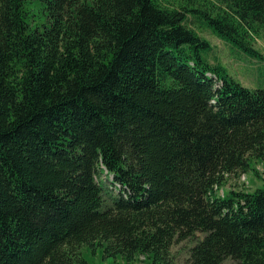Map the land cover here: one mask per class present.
Masks as SVG:
<instances>
[{
	"label": "trees",
	"instance_id": "obj_1",
	"mask_svg": "<svg viewBox=\"0 0 264 264\" xmlns=\"http://www.w3.org/2000/svg\"><path fill=\"white\" fill-rule=\"evenodd\" d=\"M32 1L0 0V264H172L196 233L184 264H264V183L217 193L264 166V83L196 31L264 63V0H38L41 30Z\"/></svg>",
	"mask_w": 264,
	"mask_h": 264
},
{
	"label": "rangeland",
	"instance_id": "obj_2",
	"mask_svg": "<svg viewBox=\"0 0 264 264\" xmlns=\"http://www.w3.org/2000/svg\"><path fill=\"white\" fill-rule=\"evenodd\" d=\"M24 8L32 16L30 18V26L38 30L47 26V19L40 1H32L30 4L24 5ZM196 31L211 46L210 63L218 62L226 69L227 74L233 80L246 88L260 87V84L264 83V63L248 59L235 52L204 29ZM253 47L264 56V38L254 39ZM249 166L251 170L245 174H240L238 177L229 176L225 186L217 190L218 195L222 197L227 191L252 192L255 189L262 188L264 183L263 164L253 159L249 162ZM253 169L256 173L252 172ZM200 237L201 235L196 233L193 239L184 240L173 245L169 254L170 262L172 264H184L187 258V250ZM78 258L79 262L77 264H123L119 255L105 256L99 246L90 248L86 245H81L78 248ZM142 261L143 257L139 256L133 264H143ZM222 264H232V262L229 259H225Z\"/></svg>",
	"mask_w": 264,
	"mask_h": 264
}]
</instances>
